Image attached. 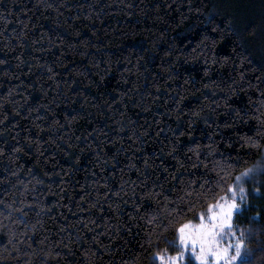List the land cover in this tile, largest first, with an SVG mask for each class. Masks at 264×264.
I'll use <instances>...</instances> for the list:
<instances>
[{"label":"trees","instance_id":"1","mask_svg":"<svg viewBox=\"0 0 264 264\" xmlns=\"http://www.w3.org/2000/svg\"><path fill=\"white\" fill-rule=\"evenodd\" d=\"M0 61V242L25 236L0 264L49 245L60 264H159L175 234L150 245L146 214L223 178L179 221L195 222L264 154V0H0ZM245 187L235 223L264 264V175ZM13 202L43 211L26 228Z\"/></svg>","mask_w":264,"mask_h":264},{"label":"snow or ice","instance_id":"2","mask_svg":"<svg viewBox=\"0 0 264 264\" xmlns=\"http://www.w3.org/2000/svg\"><path fill=\"white\" fill-rule=\"evenodd\" d=\"M247 142L255 143L251 137L248 138ZM218 167L224 176H230V169L241 167V162L229 160L227 166L220 165ZM257 175H264V154H261L254 163L243 167L242 171L235 175V179L227 185L224 194L218 196L214 203L207 205L206 212L198 213V223H194L192 220L179 221L185 210L193 206V198L195 201H201L207 198L210 192L223 189V178L217 176L212 180L205 181L199 185L200 191L185 184L184 188L180 190L181 194L176 195L174 199L170 200L165 196L164 204L145 216L148 223L153 225L148 243L151 245L153 235L159 239L163 231L174 232V240L168 242L173 246L174 253L170 254L166 247L153 253L154 259L159 261V264H191L192 261H195V264H252L254 251L247 246L251 239L252 230L239 229L235 223V218L244 210L250 194L245 185ZM252 192L264 196L259 187L254 188ZM161 194L149 190L143 192L142 197L156 199ZM37 203L34 202L26 207H17L15 202L8 205L12 211L19 213L15 218H12L11 212L8 213L11 222H24L26 228L29 227L24 221V216L28 211H36L39 217L43 209L37 211ZM157 203L159 204V200ZM38 225H41L39 219L30 226V230L35 233L38 231ZM6 235L7 244L4 245L3 242H0V260L4 259V252H7L9 256L14 255L19 258L22 253L19 243L25 240L24 234L20 233L18 236L15 230H10L6 232ZM28 248H32V244H28ZM38 251L44 253L40 264H48L49 259L54 264H60V258L67 255V253L57 251L51 245L47 249L40 248ZM36 252L37 250L33 249L32 254H36ZM17 264H19V259Z\"/></svg>","mask_w":264,"mask_h":264},{"label":"rangeland","instance_id":"3","mask_svg":"<svg viewBox=\"0 0 264 264\" xmlns=\"http://www.w3.org/2000/svg\"><path fill=\"white\" fill-rule=\"evenodd\" d=\"M194 223H198V219ZM189 259L191 260V257H189ZM192 262L195 264V261Z\"/></svg>","mask_w":264,"mask_h":264}]
</instances>
